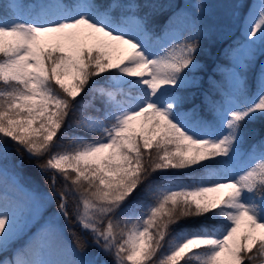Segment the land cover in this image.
Returning a JSON list of instances; mask_svg holds the SVG:
<instances>
[{
	"label": "snow or ice",
	"instance_id": "obj_1",
	"mask_svg": "<svg viewBox=\"0 0 264 264\" xmlns=\"http://www.w3.org/2000/svg\"><path fill=\"white\" fill-rule=\"evenodd\" d=\"M161 7L0 0V264H264V0Z\"/></svg>",
	"mask_w": 264,
	"mask_h": 264
},
{
	"label": "trees",
	"instance_id": "obj_2",
	"mask_svg": "<svg viewBox=\"0 0 264 264\" xmlns=\"http://www.w3.org/2000/svg\"><path fill=\"white\" fill-rule=\"evenodd\" d=\"M143 2V0H141ZM150 2H155L162 7L159 8L155 14L153 19L155 20V23L157 25H162L167 17L171 14L173 9L168 8L167 5L170 3H178L180 0H150ZM207 2L213 6L223 3L224 0H207ZM220 15V12L218 9L213 7V16H210L208 18V23H218V21L214 17H218ZM235 33L238 35V31L235 30ZM230 39L228 36H221L214 38L213 41L211 42H205V47L204 50L199 54L198 59L200 62L204 65V71L202 75L204 76L205 79V86H206V81L207 78L211 75H213V68L216 63L218 62H225L224 56H223V50L224 48L230 43ZM219 77H217L218 79ZM197 102H199L197 98ZM256 127L258 128L259 125L257 124ZM27 164V160L25 161ZM26 175L30 176L32 178V181L35 182V184L38 186L39 189H43L45 191H48V186L44 181V177L40 174V172L35 169L34 167H29L26 169ZM58 181V185H59ZM72 204L70 202L69 204V211H71ZM49 210H55V204L53 203L52 205L49 206ZM79 232V228L76 229ZM66 238L68 239L69 242H71L72 237L65 232ZM90 251H94V249H90ZM103 258V257H102Z\"/></svg>",
	"mask_w": 264,
	"mask_h": 264
},
{
	"label": "rangeland",
	"instance_id": "obj_3",
	"mask_svg": "<svg viewBox=\"0 0 264 264\" xmlns=\"http://www.w3.org/2000/svg\"><path fill=\"white\" fill-rule=\"evenodd\" d=\"M246 2H247V3H252L253 0H246ZM257 2H258V0H257ZM154 22H155V20H154ZM156 24H157V23H156ZM235 30H236V29L234 28V29H233V32H235ZM236 31H237V30H236ZM39 190H40V191H43V192H47V191H45V190H43V189H39ZM53 211H54V210H49V209H47V207H46L45 210H44L43 213H42V217H41V219H40L37 223L31 225V230H32V231H35V228L38 227L39 224L43 223V222H44V219H46L49 215H51ZM60 223H61V225H63V218H62V217H61V219H60ZM25 232H27V229H25ZM65 236H66V235H65ZM26 238H27L26 235H22V237H21L19 240H17V241L15 242V244H13L12 246H13V247H16V246L22 244Z\"/></svg>",
	"mask_w": 264,
	"mask_h": 264
}]
</instances>
